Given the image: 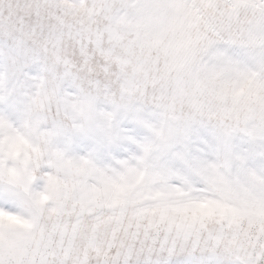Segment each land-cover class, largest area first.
<instances>
[{"label":"clouds","instance_id":"9594fccd","mask_svg":"<svg viewBox=\"0 0 264 264\" xmlns=\"http://www.w3.org/2000/svg\"><path fill=\"white\" fill-rule=\"evenodd\" d=\"M0 264H264V0H0Z\"/></svg>","mask_w":264,"mask_h":264}]
</instances>
